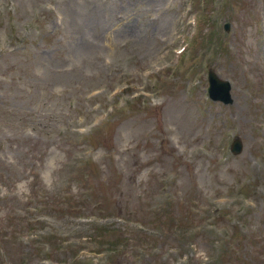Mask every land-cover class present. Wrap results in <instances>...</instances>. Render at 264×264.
I'll list each match as a JSON object with an SVG mask.
<instances>
[{
	"label": "rangeland",
	"instance_id": "rangeland-1",
	"mask_svg": "<svg viewBox=\"0 0 264 264\" xmlns=\"http://www.w3.org/2000/svg\"><path fill=\"white\" fill-rule=\"evenodd\" d=\"M0 264H264V0H0Z\"/></svg>",
	"mask_w": 264,
	"mask_h": 264
},
{
	"label": "water",
	"instance_id": "water-1",
	"mask_svg": "<svg viewBox=\"0 0 264 264\" xmlns=\"http://www.w3.org/2000/svg\"><path fill=\"white\" fill-rule=\"evenodd\" d=\"M209 88L208 93L211 99L219 100L224 104L232 102L230 97V85L226 81L219 80L212 72L208 73ZM242 145L239 141H235L233 144L232 152L234 154L240 153Z\"/></svg>",
	"mask_w": 264,
	"mask_h": 264
},
{
	"label": "trees",
	"instance_id": "trees-1",
	"mask_svg": "<svg viewBox=\"0 0 264 264\" xmlns=\"http://www.w3.org/2000/svg\"><path fill=\"white\" fill-rule=\"evenodd\" d=\"M104 234V233H103ZM100 235H102V234H100ZM105 235V234H104ZM113 244H114V242H112Z\"/></svg>",
	"mask_w": 264,
	"mask_h": 264
},
{
	"label": "bare ground",
	"instance_id": "bare-ground-1",
	"mask_svg": "<svg viewBox=\"0 0 264 264\" xmlns=\"http://www.w3.org/2000/svg\"><path fill=\"white\" fill-rule=\"evenodd\" d=\"M248 35H250V34H248Z\"/></svg>",
	"mask_w": 264,
	"mask_h": 264
}]
</instances>
